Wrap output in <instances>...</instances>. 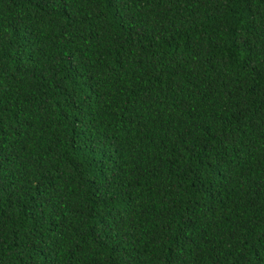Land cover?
Listing matches in <instances>:
<instances>
[{
  "label": "trees",
  "instance_id": "16d2710c",
  "mask_svg": "<svg viewBox=\"0 0 264 264\" xmlns=\"http://www.w3.org/2000/svg\"><path fill=\"white\" fill-rule=\"evenodd\" d=\"M0 264H264V0H0Z\"/></svg>",
  "mask_w": 264,
  "mask_h": 264
}]
</instances>
